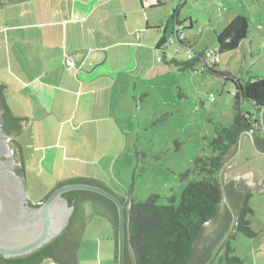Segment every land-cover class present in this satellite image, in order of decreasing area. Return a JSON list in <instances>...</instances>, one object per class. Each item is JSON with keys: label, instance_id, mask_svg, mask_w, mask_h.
<instances>
[{"label": "rangeland", "instance_id": "rangeland-1", "mask_svg": "<svg viewBox=\"0 0 264 264\" xmlns=\"http://www.w3.org/2000/svg\"><path fill=\"white\" fill-rule=\"evenodd\" d=\"M164 1H171L172 8L179 5V31L190 43L189 48L177 42L169 48L168 53L178 60H187L190 50H217L216 33L223 30L236 14H242L248 20L247 38L236 52L219 54L217 72L212 73L203 68L201 62L184 71L165 64L160 60L162 52L154 49L158 32H149L145 42L148 37L155 41L142 47L139 55L142 65L136 73L139 77L137 89L143 84L144 91L129 90L114 97L112 106L120 97L115 106L116 113L107 123L105 135L100 136L101 140L98 139L94 147H84L78 139L81 124L76 116L68 117L64 124V119L56 114L50 117L47 126L55 132L54 140L57 136L60 141L57 146L36 152L46 160L42 169L36 160V165L29 171L32 175L36 166L30 188L26 183L33 203L55 186L57 170L69 176V168L73 167L82 174L102 175L110 189L118 196H127L128 200L143 202L155 194L157 204H168L169 198L174 196V205H178L187 183L199 178L193 172L194 160L209 154V141L215 127H228L233 121L236 110L231 92L234 85L225 76L239 78L242 82L253 76L264 78V0ZM12 105L14 109L20 107L16 101H12ZM242 108L244 112L252 110L248 102H244ZM255 116L260 120L259 112ZM40 121L44 122L43 119ZM67 136L74 139L71 144L63 141ZM29 149L26 151H32ZM245 153L252 155L254 161L262 159L251 146H247L239 158ZM49 163L54 164L53 167L49 168ZM185 171L188 174L181 178ZM252 193L250 205L254 212L248 218L257 235L248 238L236 233L231 243L233 254L241 264H264V192L254 190ZM89 216L82 234L79 263L88 264L89 253L94 252L98 255L96 260L91 259L93 264H109L104 260L109 256L110 264H115V240L109 221L92 211Z\"/></svg>", "mask_w": 264, "mask_h": 264}, {"label": "crops", "instance_id": "crops-1", "mask_svg": "<svg viewBox=\"0 0 264 264\" xmlns=\"http://www.w3.org/2000/svg\"><path fill=\"white\" fill-rule=\"evenodd\" d=\"M170 10H173L171 1L164 0H26L0 8V83L5 86V100L11 112L28 119L15 139L29 188L36 166L32 175L29 171L36 160L40 169L45 167L46 159L36 152L57 146L60 141L57 136L54 140L55 132L47 126L50 117L56 114L64 119V124L68 117L76 116L81 124L78 139L84 147L92 145V148L105 135L107 123L116 113L120 97L112 106L114 97L129 90L143 93V84L137 89L136 81L142 65L139 55L143 46L154 43L155 38L151 37L145 42L153 30L159 35L156 50ZM67 59L74 62V68L67 66ZM12 101L20 104L19 109L13 108ZM65 138L64 142L74 141L69 136ZM247 146L252 147L248 137L239 155L229 164L235 166L245 160L244 165L238 170L232 168L229 177L250 169L264 177V155L257 154L262 157L257 161L247 153L239 158ZM26 147L32 151H26ZM48 165L51 168L54 164ZM69 170V176L57 170L53 184L89 177L107 185L100 174H82L73 167ZM81 247L82 241L78 258ZM89 254L88 264H93L91 259L96 260L98 254ZM109 257L104 260L110 264ZM46 260L51 264L48 259L42 262Z\"/></svg>", "mask_w": 264, "mask_h": 264}, {"label": "trees", "instance_id": "trees-1", "mask_svg": "<svg viewBox=\"0 0 264 264\" xmlns=\"http://www.w3.org/2000/svg\"><path fill=\"white\" fill-rule=\"evenodd\" d=\"M178 7V4L173 7L171 15L161 29V36L156 46V50L162 52L160 60L175 66L180 71L192 69L196 63L201 62L203 68L212 73L217 72L215 67L219 54L236 52L247 38L249 23L246 16L236 14L223 30L216 33L217 50L197 52L190 50L187 60H178L168 53L169 48L176 42L186 48L190 47L187 37L180 31H175V26L181 25ZM225 79L230 80L234 85V90L231 92L234 97L233 107L236 110L233 121L228 127L221 125L215 127L214 136L209 141V154L198 156L194 160L193 172H196L199 178L187 183L181 193L179 204L174 205V196H171L170 202L164 205L157 204L158 196L155 194L149 195L143 202L120 197L127 207L124 264H203L227 229L231 221V213L223 203L218 176L223 163L235 152L239 137L244 131H251L257 147L264 150V136L260 137L259 133L262 131L260 121L255 116L264 105V78L253 76L251 80L242 82L239 78L226 75ZM4 88L5 86L0 83L3 128L15 149L16 161L20 162L17 172L24 176V166L18 155L19 143L15 139L21 132L22 118L14 115L9 109ZM244 102L252 106L251 112L243 111ZM187 174L188 172L185 171L181 178ZM73 182L94 183L111 190L103 182L85 177L60 181L55 187ZM225 188L236 211L237 219L234 231L222 243L212 264H241V260L233 254L231 240L236 233L248 238L257 235L248 218L254 212L250 205L253 189L244 184L235 185L234 181L226 182ZM63 197L74 206L68 226L57 237L28 255L14 258L0 256V264H38L45 259L58 264H78L82 234L85 223L90 217L86 216V210L90 205L96 207L113 227L116 264L118 214L115 204L102 195L85 190L68 191L63 193ZM221 206L224 208L222 214H220ZM215 219L222 222L216 236L203 241L198 247L206 224Z\"/></svg>", "mask_w": 264, "mask_h": 264}, {"label": "water", "instance_id": "water-1", "mask_svg": "<svg viewBox=\"0 0 264 264\" xmlns=\"http://www.w3.org/2000/svg\"><path fill=\"white\" fill-rule=\"evenodd\" d=\"M23 1L26 0H0V8ZM2 114L3 108L0 106V256L3 258L25 256L38 250L57 237L68 226L74 211V206L68 203V200L63 197V193L72 190H85L102 195L115 204L118 214L116 264H124L125 210L127 207L120 197L128 200L127 196H118L112 189L109 190L94 183L73 182L65 183L57 187L54 186L55 188L52 187L53 189L45 198L43 197L44 199L42 198L38 202L33 203L26 189L25 178L17 172V167L20 165V162L18 163L15 160L12 149L9 147L8 141L10 137L3 128ZM18 117L22 118L20 122L22 131L28 119L26 116ZM259 118L262 134L264 136V105L260 109ZM246 137L250 139L254 151L257 154L264 155V150H260L255 143L254 134L251 131H244L239 137L235 152L223 163L218 178L223 203L231 213V221L203 264L213 263L222 243L227 240L229 235L234 231L236 224L237 214L226 192V182L241 181L242 184L252 187L255 191L264 192V177L255 169L238 171L231 177L228 176V172L232 168L238 170L244 165L245 160L240 164H235V166H229L239 155ZM18 152L19 160L22 161L19 147ZM91 211L101 214L96 207L90 205L86 210V216H89ZM223 212L224 208L221 206L220 214ZM218 219L212 220L206 224L198 247H200L203 241L212 238L220 229L222 222ZM49 261L51 264H58L51 260Z\"/></svg>", "mask_w": 264, "mask_h": 264}, {"label": "flooded vegetation", "instance_id": "flooded-vegetation-1", "mask_svg": "<svg viewBox=\"0 0 264 264\" xmlns=\"http://www.w3.org/2000/svg\"><path fill=\"white\" fill-rule=\"evenodd\" d=\"M259 134H260V133H259ZM261 134H262V132H261ZM10 140H11V139H10ZM10 140L8 141V144H9V147L12 149L13 156H14V158H15V160H16V152H15V149L12 147V143L10 142ZM230 165H231V164H230ZM238 184H242V183H241V181L239 182V181L236 180L235 185H238Z\"/></svg>", "mask_w": 264, "mask_h": 264}, {"label": "built area", "instance_id": "built-area-1", "mask_svg": "<svg viewBox=\"0 0 264 264\" xmlns=\"http://www.w3.org/2000/svg\"><path fill=\"white\" fill-rule=\"evenodd\" d=\"M176 27V32L179 31V26H175ZM182 34V33H181ZM189 55V54H188ZM66 64L69 68H74V62L70 59H67L66 60Z\"/></svg>", "mask_w": 264, "mask_h": 264}]
</instances>
